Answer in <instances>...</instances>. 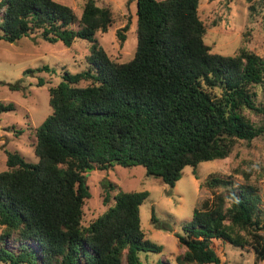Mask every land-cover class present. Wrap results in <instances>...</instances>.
<instances>
[{
	"label": "trees",
	"instance_id": "obj_1",
	"mask_svg": "<svg viewBox=\"0 0 264 264\" xmlns=\"http://www.w3.org/2000/svg\"><path fill=\"white\" fill-rule=\"evenodd\" d=\"M258 1L247 0L250 18L264 5ZM135 2V54L118 63L96 37L115 24L111 8L86 0L77 16L54 0H0L6 43L36 36L66 47L78 39L90 44L88 67L64 72L48 89L51 113L34 129L37 162L7 152L0 172V264H140V253L161 251L141 228L140 206L149 192L109 183L108 209L84 226L87 173L141 166L173 188L185 167L197 179L200 163L224 160L239 141L264 137V58L244 47L231 56L213 53L200 0ZM129 25L117 32L120 45ZM14 110L0 104V114ZM201 186L212 198L183 224L177 239L184 250L175 264H224L226 246L247 248L253 264L264 262L260 189L217 174ZM150 220L156 223L153 208Z\"/></svg>",
	"mask_w": 264,
	"mask_h": 264
},
{
	"label": "rangeland",
	"instance_id": "obj_2",
	"mask_svg": "<svg viewBox=\"0 0 264 264\" xmlns=\"http://www.w3.org/2000/svg\"><path fill=\"white\" fill-rule=\"evenodd\" d=\"M71 7L80 16L86 0H54ZM97 5L109 7L115 13V24L107 33L96 35L98 44L115 62L130 61L137 44L135 0H96ZM256 2H259L256 0ZM247 0H200L199 15L206 27L205 42L213 53L231 56L244 47L264 58V5L250 18ZM130 22L123 32L120 45L117 32ZM1 24V22H0ZM90 44L76 40L70 47L50 44L36 36L14 43L0 40V104L12 103L14 111L0 114V172L5 171L7 152L17 151L28 163H36L33 153L34 129L51 113L48 89L62 81L64 72L79 73L88 67ZM43 66L49 71L38 72ZM39 80L43 86H37ZM18 85V91L9 89ZM85 85V84H83ZM197 179L191 167H185L181 179L173 188L158 178L149 177L141 166H114L107 171H90L86 175L90 198L83 207L82 224L87 226L101 216L108 206L103 204L105 189L114 183L122 191H148L149 198L140 206L141 228L146 238L161 248L160 253H140V264H175V257L184 250L177 236L191 219L194 208L212 198V191L201 184L210 174L233 176L239 183L250 182L260 189L264 207V137L246 143L239 141L224 160L200 163ZM115 192H111L113 196ZM151 208L156 223L151 222ZM2 227L0 226V234ZM224 264H253L249 249L226 246ZM261 264H264L262 262Z\"/></svg>",
	"mask_w": 264,
	"mask_h": 264
}]
</instances>
